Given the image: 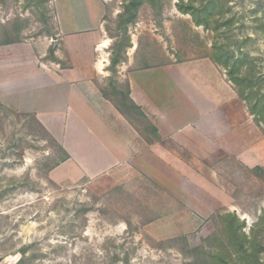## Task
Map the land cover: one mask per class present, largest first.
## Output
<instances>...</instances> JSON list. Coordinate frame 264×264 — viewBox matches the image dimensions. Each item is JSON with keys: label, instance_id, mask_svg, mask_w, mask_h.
I'll return each instance as SVG.
<instances>
[{"label": "rangeland", "instance_id": "1", "mask_svg": "<svg viewBox=\"0 0 264 264\" xmlns=\"http://www.w3.org/2000/svg\"><path fill=\"white\" fill-rule=\"evenodd\" d=\"M123 1L105 5L107 37L116 35ZM178 1L161 0L160 10H139L127 33L131 47L126 52L136 48L132 64L122 63L115 76L121 90L130 69L213 62V33L180 14ZM227 8L231 33L220 42H228L234 56H246L263 97L264 0H227ZM57 33L53 0L41 5L0 0L1 49L32 45L54 51ZM109 40L111 55L115 41ZM108 77L98 78L96 86L106 88ZM31 116L0 101V264H17L21 250V264H123L126 259L129 264H212L209 255L228 244L219 217L226 214L236 216L246 236H264V224L258 225L264 215V128L256 121L255 151L240 149V158L204 161L186 158L181 151L172 152L173 159L151 151L149 146L160 138L154 140L150 120L135 113L128 120L122 116L131 146L141 153L96 175L84 162L82 167L62 162L50 169L63 158L58 147L63 148ZM169 163L180 173L169 171ZM184 164L189 165L185 175ZM228 251L236 260L234 250Z\"/></svg>", "mask_w": 264, "mask_h": 264}, {"label": "crops", "instance_id": "2", "mask_svg": "<svg viewBox=\"0 0 264 264\" xmlns=\"http://www.w3.org/2000/svg\"><path fill=\"white\" fill-rule=\"evenodd\" d=\"M53 1L56 61L46 58L49 47L0 48V101L35 116L69 157L63 165L82 167L84 162L91 174L108 173L141 153L131 146L128 123L95 83L108 77L110 40L103 28L108 0ZM134 49L126 55L128 66ZM123 77L130 99L157 129L160 141L149 146L151 151L172 159V152L181 151L204 161L237 159L240 149L255 151L256 124L213 62L130 69ZM170 164L169 171L180 173Z\"/></svg>", "mask_w": 264, "mask_h": 264}, {"label": "trees", "instance_id": "3", "mask_svg": "<svg viewBox=\"0 0 264 264\" xmlns=\"http://www.w3.org/2000/svg\"><path fill=\"white\" fill-rule=\"evenodd\" d=\"M22 1L26 5H41L45 2V0ZM143 6H149L153 10H160L161 0H124L122 2L121 11L116 16V35L108 36L109 39L115 41L113 48H111L109 66L107 68L111 75L107 79L106 88H99L101 95L112 103L116 111L127 120L134 113L146 119L141 109L130 99L128 83L126 82L125 90L123 91L117 86L118 82L115 79L117 68L126 61V51L131 47L130 37L127 34L128 28L136 23L138 12ZM175 7L180 14L189 16L195 27H201L205 31L213 33V62L225 71L227 80L235 89L238 98L245 104L248 114L264 128V96L259 97L257 93L259 84L253 82L254 79L245 60L246 56H234L233 52L228 50V42H220L221 37L225 40L229 39V34L231 33L232 22L229 19H225V15L228 13L227 0H179ZM117 37L120 39L118 42H116ZM47 59L56 61L52 50H49ZM259 81L262 82L263 80ZM31 118L47 135V132L38 124L35 117L31 116ZM148 125L154 140L158 141L157 129L152 124L148 123ZM49 139L53 142V139ZM58 148L64 156L54 163L50 169L67 159L65 152L60 147ZM219 217L225 224V230L228 233V244L223 246V251H216L209 255L210 260L214 261L212 264H264V259H259L262 255L264 257V236L255 235L254 233L251 236L243 234L241 232L243 224L239 223L234 214H226V216ZM259 224H264V215L258 219ZM228 248L234 250L236 260H233L230 256ZM19 254L21 259L17 264L22 263L25 251L21 250ZM115 260H118V258L114 257ZM123 264H129L128 260L126 259Z\"/></svg>", "mask_w": 264, "mask_h": 264}]
</instances>
